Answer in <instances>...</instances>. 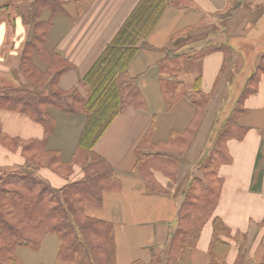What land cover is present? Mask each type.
<instances>
[{
	"label": "crops",
	"instance_id": "1",
	"mask_svg": "<svg viewBox=\"0 0 264 264\" xmlns=\"http://www.w3.org/2000/svg\"><path fill=\"white\" fill-rule=\"evenodd\" d=\"M78 1L0 0V13L9 12L7 22L0 19V93L5 87L25 86L33 90L22 73V55L36 22H41L50 25L46 49L74 67L59 78L58 89L65 94L77 91L88 97L82 85L84 77L141 0H93L81 15L77 9ZM47 2L59 3L61 10L54 15ZM193 2L201 12L169 7L146 45L140 47L128 72L137 80L144 106L119 115L94 149L112 166L120 188L105 193L102 207L87 210V215L113 224L117 264H132L139 260L150 263L154 255H163L166 259L183 195L194 178L204 179L199 171L202 158L264 56V0H244L232 17L223 21L216 16L227 8V0ZM207 46L222 48L227 53L217 51L201 60L188 61V89L192 90L200 79L201 91L209 101L189 146L181 153L172 134L182 136L186 133L196 117L197 107L184 96L167 110L158 64L169 52H187ZM33 63L44 69L37 57H33ZM244 109L240 124L248 131L243 140L226 143L229 163L219 169L223 185L213 218H220L232 230L233 236L240 235L237 241L229 240V264L236 261L241 245L247 253L248 264H262L264 75L258 92L244 101ZM47 113L54 126V132L48 136L43 125L29 116L0 111V136L21 142L45 140L47 151L59 153L61 161L69 163L87 118L84 114L65 113L53 107L48 108ZM150 131L151 138L143 151L172 157L175 164L167 170H151L153 182L160 190L154 193L148 191L145 177L136 172V150ZM25 164L21 148L10 150L0 143V177ZM83 175L79 167L74 168L69 179L46 168L39 171V176L56 188L78 181ZM213 218L205 225L197 249L186 253L184 264L210 263L208 249L213 235ZM61 246L58 235L52 233L44 239L41 249L35 251L21 246L16 249L15 256L22 264H76L59 258Z\"/></svg>",
	"mask_w": 264,
	"mask_h": 264
},
{
	"label": "trees",
	"instance_id": "2",
	"mask_svg": "<svg viewBox=\"0 0 264 264\" xmlns=\"http://www.w3.org/2000/svg\"><path fill=\"white\" fill-rule=\"evenodd\" d=\"M92 1L77 2L80 15ZM243 1L227 0V8L216 16L217 19L223 21L232 17ZM47 6L51 7L54 15L61 10L59 3L47 2ZM169 7L192 8L201 12L193 0H141L113 42L84 77L82 85L87 92L86 98L77 91L65 94L58 89L59 78L74 67L46 49L50 25L36 22L32 38L22 55V73L33 90L25 86L5 87L0 93V111L29 116L43 125L46 135L54 132L47 113L50 107L65 113L84 114L87 122L69 163L62 162L59 153L47 151L45 140L21 142L0 136V143L6 148H21L26 161L23 168L6 172L0 177V264H22L15 256L16 249L22 246L37 251L52 233L62 241L59 252L61 260L76 264H117L113 224L87 215V210L102 207L105 193L120 188L114 169L94 149L119 115L128 109H141L144 106L137 80L130 76L128 69ZM222 50L207 46L187 52H169L158 64L167 110L184 96L197 107L196 117L186 133L182 136L172 134L181 153L189 146L209 101V97L201 91L200 79L192 90L188 89V61L201 60ZM33 57L40 59L44 69L34 65ZM263 75L264 56L257 71L249 78L231 115L202 158L199 171L203 173L204 179L194 178L183 195L177 227L171 235L166 259L163 255H154L150 263L139 260L132 264H184L186 253L197 249L203 229L213 218L220 199L223 181L218 173L223 164L229 163L226 143L244 139L248 131L240 124V117L245 112L244 101L258 92ZM151 134L150 131L136 150V172L145 177L148 191L154 193L160 190L153 182L151 170H167L175 164L172 157L146 154L143 151ZM75 167L82 170L83 177L62 188L52 186L39 176V171L46 168L69 179ZM165 172L172 176L174 174ZM239 236H233L232 230L220 218H213L209 264H229V240L237 241ZM248 262L247 253L241 245L234 264Z\"/></svg>",
	"mask_w": 264,
	"mask_h": 264
},
{
	"label": "rangeland",
	"instance_id": "3",
	"mask_svg": "<svg viewBox=\"0 0 264 264\" xmlns=\"http://www.w3.org/2000/svg\"><path fill=\"white\" fill-rule=\"evenodd\" d=\"M8 13H9V12L0 13V19H1L2 21L7 22V21H6V17L8 16ZM11 13H12V11H11ZM11 13H10V14H11ZM8 19H10V16L8 17Z\"/></svg>",
	"mask_w": 264,
	"mask_h": 264
}]
</instances>
